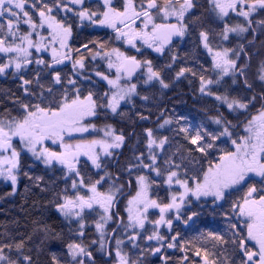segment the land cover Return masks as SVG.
<instances>
[{"label":"snow or ice","instance_id":"6c2138e0","mask_svg":"<svg viewBox=\"0 0 264 264\" xmlns=\"http://www.w3.org/2000/svg\"><path fill=\"white\" fill-rule=\"evenodd\" d=\"M9 76L0 181L50 193L61 222L6 229L0 264H264V0H0ZM185 81L209 127L161 105Z\"/></svg>","mask_w":264,"mask_h":264},{"label":"trees","instance_id":"16d2710c","mask_svg":"<svg viewBox=\"0 0 264 264\" xmlns=\"http://www.w3.org/2000/svg\"><path fill=\"white\" fill-rule=\"evenodd\" d=\"M257 46H259V42ZM259 59L260 57L257 56L256 61ZM255 71L256 62L253 64L252 73L254 74ZM16 83L12 79L8 81L0 80V100L4 98L3 92L5 90L10 89L19 95ZM0 110H2V106H0ZM26 163L32 165L31 158H27ZM30 175H43L46 180H52L60 174L57 172L54 177L52 173H46L43 165L37 163L33 165ZM25 185L29 188L28 192H25ZM59 186L63 187V184ZM9 192H11L10 185L0 181V197H3V199H0V236L3 235L6 229L14 234L30 232L33 227L32 221L39 219H46L48 223L53 225L60 224L61 218L55 213L54 208L48 204L51 194L41 193L39 188L34 187L27 178L21 177V182L15 195H6ZM208 220H212V217L210 216Z\"/></svg>","mask_w":264,"mask_h":264},{"label":"flooded vegetation","instance_id":"af4514ba","mask_svg":"<svg viewBox=\"0 0 264 264\" xmlns=\"http://www.w3.org/2000/svg\"><path fill=\"white\" fill-rule=\"evenodd\" d=\"M95 35L103 36L104 38H107L108 36L111 35V32L110 30L107 33L103 31H98L95 33ZM191 47L192 44L187 38L185 39L184 42H178V49L181 54L185 51H188ZM131 54H135V53L133 52ZM149 58L154 59V56L149 55ZM161 62L163 63L164 61ZM11 79L12 78L10 76L0 77L1 81H8ZM197 87L198 85L195 82L193 83L192 86H189L185 81L184 83L179 84V86L174 90L166 91L162 96L157 92V95L159 96V100L162 106L168 109L174 108L177 113L181 115H186L188 117L189 122L192 125H199L203 123L205 127H209L210 121L208 120V116L215 114L214 111L212 110L214 108V105L211 99L202 98L198 93H196ZM151 91L156 92L157 90L152 89ZM206 108L208 109L207 113L204 111ZM229 119H233V117L230 116ZM241 119H243V117H241ZM119 126L125 127L126 125L121 124ZM123 151H124V156L120 157L121 164L123 163L125 157L128 155L127 149H124ZM159 196L162 198H166V193L163 190H161L159 192ZM153 211L155 212L156 210ZM209 217L210 216H206L205 218L208 220ZM87 238L89 240L95 239V234L92 228L87 229ZM93 254L94 256H96L98 264H111V262L108 261L107 258L101 257L95 250ZM177 254L178 253H175L173 250H169L167 253V255L172 256L173 258H175V255ZM144 261L145 264H161L158 256H153V255H145Z\"/></svg>","mask_w":264,"mask_h":264}]
</instances>
